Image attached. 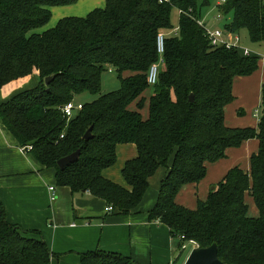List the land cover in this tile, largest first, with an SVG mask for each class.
Masks as SVG:
<instances>
[{
  "label": "trees",
  "instance_id": "16d2710c",
  "mask_svg": "<svg viewBox=\"0 0 264 264\" xmlns=\"http://www.w3.org/2000/svg\"><path fill=\"white\" fill-rule=\"evenodd\" d=\"M77 2L0 0L4 129L18 147H31L29 154L39 167L52 170L55 186L69 189L72 196L88 193L102 200L105 209L112 208L111 215L138 214L149 180L162 171L157 199L147 211L149 221L165 225L179 247L187 241L199 248L215 244L225 264H264V81L257 126L240 129L224 123L233 80L255 72L258 57L210 46L198 24L207 0H105L102 8L83 17H64L37 32L50 22L52 8ZM173 10L179 16L175 33L170 32ZM216 13L225 31L245 30L251 43H264L263 0H222ZM159 32L167 34L165 50L158 81L150 87L146 74L158 62ZM110 70L120 88L101 94V76ZM83 94L95 99L66 118L64 105ZM250 140L258 142V151L249 157L248 171L229 169L196 210L176 202L180 190L200 184L207 163L224 159L227 149ZM121 144L137 151L121 169L124 185L102 175L114 165ZM77 150V161L57 166ZM246 196L257 217L249 216ZM56 257L40 232L9 223L0 202V264H51ZM79 258L80 264H137L100 250Z\"/></svg>",
  "mask_w": 264,
  "mask_h": 264
},
{
  "label": "crops",
  "instance_id": "0c3cea01",
  "mask_svg": "<svg viewBox=\"0 0 264 264\" xmlns=\"http://www.w3.org/2000/svg\"><path fill=\"white\" fill-rule=\"evenodd\" d=\"M80 1L82 0H78L72 6L52 8L49 25L44 26L45 29L41 28L39 32L55 26L54 24L61 18L83 17L95 9L91 0H84L78 6ZM218 4L220 2H217L216 7ZM56 10L58 14L55 16ZM203 20L206 24L213 25L212 28L224 29L223 20H217L216 16L209 18L208 21L203 17ZM227 21L230 19L228 18ZM241 45L245 47L242 41ZM257 47L261 48L258 45ZM249 51L251 52L250 49ZM263 81L264 77L258 82V89ZM150 94L149 90L144 94L146 108H148ZM5 96L0 92V103L7 98ZM256 108L251 111V115L258 122L255 117ZM147 114L146 110L143 117ZM250 141L258 145L256 140ZM250 141L246 142L245 147L248 151V163L249 157L254 154L249 152ZM118 149L126 151L120 168L110 167L105 169L102 175L115 183L124 185L122 175L118 178L119 171L127 160L136 156L137 151L132 144L117 145L116 153ZM248 168L249 164L246 171ZM119 179L122 181L118 182ZM49 186L56 187L55 201L50 199ZM0 202L9 223L23 230L40 232L49 250L57 255L52 259L51 264H80L79 254L94 250L119 254L137 264H183L187 258L182 257L186 250H181L179 241L171 238L165 225L148 220V210L138 214L111 216L106 212L102 200L93 198L88 193L72 196L69 189L55 186L52 171L39 167L29 153L21 154L1 123ZM252 215L250 217H254Z\"/></svg>",
  "mask_w": 264,
  "mask_h": 264
},
{
  "label": "rangeland",
  "instance_id": "374dc122",
  "mask_svg": "<svg viewBox=\"0 0 264 264\" xmlns=\"http://www.w3.org/2000/svg\"><path fill=\"white\" fill-rule=\"evenodd\" d=\"M83 1L84 0L80 1L78 3V6L81 3H83ZM207 1L209 2V7L204 8L202 10V18H201L203 19V17H205L206 21H208L209 18L212 19L214 16H216L215 7L217 5V2H220V0H207ZM91 2L95 6L94 8H102L104 6V0H91ZM57 14L58 11L56 10L54 12V15L56 16ZM178 17L179 16L177 11L173 10L171 13V20H170L172 26L170 32H173L174 29H177ZM222 23L224 24L223 21ZM208 26L210 28L211 26L213 27V25H208ZM40 30L41 29H39L37 32H39ZM238 35L240 36L242 44L245 46V48L250 49L251 52H253L258 57L257 69L255 70V72H253L248 77H242V78L236 77L233 80V86H232L233 101L224 108L225 125L229 128L243 129L257 125L258 122L255 121L256 118L254 119V117H252L251 115V111L253 109L257 107L256 110L259 111L258 116H260L261 114L260 89H258V82H260V79L264 77V62L262 63V60L264 59V43L258 45L259 47H261L258 48L257 45L251 43V41L248 38L247 32L245 30H241ZM119 88H120V83L117 74L114 71L110 70L102 74L101 92H100L101 94L117 91ZM257 96H259V100H257ZM94 99L95 97H92L87 94H83L74 97L72 102L75 105L86 104V103H90ZM146 110L148 111V108H146L144 105L141 109L142 115H145ZM76 112L77 111H75V113ZM245 147H246V142L242 143L237 148H229L225 153L226 156L224 159L216 162L207 163L206 174L203 180L200 182V184H198V186L190 185L186 187V189L180 190L176 196V202L179 205H182L189 210H196L201 204L206 203L208 198V193L211 190V188L214 187V185H216L225 177L229 169L238 166L244 171H246L249 163H248V151L246 150ZM257 151H258L257 143L250 141L249 152H251V154L252 153L256 154ZM125 152H126L125 150L118 149V152L116 153V161L112 166L113 169L120 168L121 160L123 159ZM121 169L119 171L118 178H120L121 176ZM161 178H162V171H158L149 180V189L147 194L143 197L141 201L139 208L140 213L149 210L155 203L158 196V191H159L158 186ZM121 181L122 180L119 179L118 182ZM246 202L248 206L249 216L253 214L252 216L257 217L258 213L256 207L253 204L252 199H249L246 196ZM190 252L191 250L190 248H188L186 252L182 255V257L183 256L184 258L187 257Z\"/></svg>",
  "mask_w": 264,
  "mask_h": 264
},
{
  "label": "built area",
  "instance_id": "2783aa9c",
  "mask_svg": "<svg viewBox=\"0 0 264 264\" xmlns=\"http://www.w3.org/2000/svg\"><path fill=\"white\" fill-rule=\"evenodd\" d=\"M220 3H222V0H220ZM217 20H220V17L216 16ZM198 24L203 27L205 36L207 37V40L212 48H224L227 50L231 49H238L242 50L244 55L252 54L249 49L243 47L241 45L240 38L237 34L227 32L224 29L220 28H210L203 19H200L198 21ZM177 29H174L173 32L175 33ZM167 34L164 32H159L155 39V45H156V53L158 55V62L152 64L147 71L146 78L147 83L150 87L154 86L158 81V75H159V67L161 64V58L164 54L165 50V40H166ZM81 109V104L75 105L72 101L65 104L62 113L66 118H71L75 111H79ZM258 111H255V117H257ZM62 137V136H61ZM18 150L21 154H27L31 151V147H18ZM48 191L50 193V199L51 201L56 200V189L54 186H49ZM112 211L111 207L106 208V212L109 213ZM183 240V237L180 238ZM197 247V244L194 241H187L184 242L181 246V250L185 251L188 248L192 250L193 248Z\"/></svg>",
  "mask_w": 264,
  "mask_h": 264
},
{
  "label": "water",
  "instance_id": "95a60500",
  "mask_svg": "<svg viewBox=\"0 0 264 264\" xmlns=\"http://www.w3.org/2000/svg\"><path fill=\"white\" fill-rule=\"evenodd\" d=\"M50 81V78L45 79V85ZM189 102H193V95H189ZM89 134L85 135V138H89ZM80 151L76 152L61 158L57 162V166L60 169L65 168L66 166L74 163L79 158ZM214 187L211 188L213 190ZM183 264H225L221 262L218 258V250L215 244H212L206 248L195 247L191 250Z\"/></svg>",
  "mask_w": 264,
  "mask_h": 264
}]
</instances>
